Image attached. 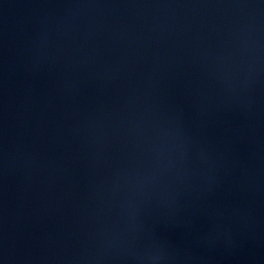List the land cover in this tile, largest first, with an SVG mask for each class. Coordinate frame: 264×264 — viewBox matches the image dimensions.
Returning <instances> with one entry per match:
<instances>
[{
    "label": "water",
    "instance_id": "water-1",
    "mask_svg": "<svg viewBox=\"0 0 264 264\" xmlns=\"http://www.w3.org/2000/svg\"><path fill=\"white\" fill-rule=\"evenodd\" d=\"M0 264H264V0H0Z\"/></svg>",
    "mask_w": 264,
    "mask_h": 264
}]
</instances>
